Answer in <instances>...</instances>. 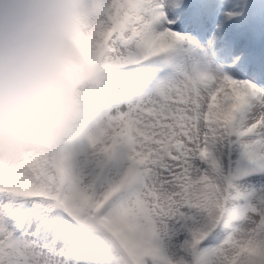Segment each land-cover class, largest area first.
<instances>
[{"label":"snow or ice","instance_id":"obj_1","mask_svg":"<svg viewBox=\"0 0 264 264\" xmlns=\"http://www.w3.org/2000/svg\"><path fill=\"white\" fill-rule=\"evenodd\" d=\"M67 138L0 165V264H264V0H89Z\"/></svg>","mask_w":264,"mask_h":264},{"label":"clouds","instance_id":"obj_2","mask_svg":"<svg viewBox=\"0 0 264 264\" xmlns=\"http://www.w3.org/2000/svg\"><path fill=\"white\" fill-rule=\"evenodd\" d=\"M89 0H0V165L20 167L71 133L86 91L111 77L93 59Z\"/></svg>","mask_w":264,"mask_h":264}]
</instances>
